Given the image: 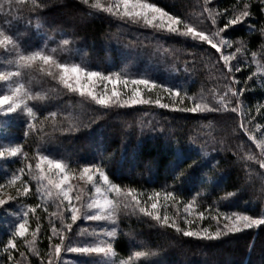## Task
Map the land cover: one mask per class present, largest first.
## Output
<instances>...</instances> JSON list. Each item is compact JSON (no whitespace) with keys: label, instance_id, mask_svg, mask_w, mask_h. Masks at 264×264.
<instances>
[{"label":"trees","instance_id":"obj_1","mask_svg":"<svg viewBox=\"0 0 264 264\" xmlns=\"http://www.w3.org/2000/svg\"><path fill=\"white\" fill-rule=\"evenodd\" d=\"M149 2L156 3L172 14H181L198 27H212L206 14L201 18L202 22H198L203 0ZM248 2L211 0L208 7L219 12L225 9L231 11L234 7L242 10V5ZM30 7L31 0H27L18 9L14 7L16 14L7 18L12 22L13 31L20 34L25 51L47 45L49 50L57 48L56 57L60 61L79 63L103 73L120 68L135 74L149 70L158 81L180 88L182 95L187 91L197 100L204 95L210 104H215L213 88L221 92L224 90L225 81L215 78L219 77L223 61L219 60V53L206 43L193 42L174 34L160 37L158 33L150 32V29L120 20L103 11L91 10L95 14H86L89 10L79 0H52L50 6L42 10V19L47 24L37 31L36 13L31 12ZM249 10L252 15L245 18L244 23L227 30L226 37L233 40V48L225 51L234 52L239 42H244L246 51L237 53V59L232 61L233 64L240 62L241 71H234L232 75L241 81L235 85L237 89H244L248 85L244 91V104L249 112L245 123L256 135L257 131H264V107H260L264 105V72L258 73L252 80H247V77L256 71V61L264 65V35L259 31L264 27V4L260 0H251ZM225 22L221 18L219 26L222 27ZM0 25L7 29L4 17H0ZM64 38L73 41L68 51L58 47ZM253 52L257 53L256 60H253ZM192 53L196 54L195 57ZM120 60L124 63L121 64ZM146 65L150 67L146 69ZM23 82L33 92L49 93L48 100L32 101L37 110V122L43 120L50 111L57 112L55 119L58 122L56 130H53L52 118L49 117L44 132H30L26 137V122L9 131L16 134V142L23 145L28 162L34 163L38 149L54 158L64 157L56 145L73 144L74 151L64 157L70 166L102 164L113 182L122 189L135 188L139 199L147 206L152 203L148 197L159 192V207L165 208L180 225L181 210L193 200L191 213L197 225L202 227L214 224L216 228L217 222L212 217L220 213L264 214V197L261 195L262 185L258 175L264 170L259 168L255 160L242 159L245 154H258L247 134L240 130L232 132L239 123L237 114L181 112L173 110L171 106L163 108L155 103L104 109L78 93L64 89L38 67L26 72ZM53 88L59 89L58 94L50 91ZM156 97L152 100L159 98ZM166 100L167 104L175 107L191 106L189 102L192 103L185 100L183 105H178L169 96ZM160 102L166 104L164 100L160 99ZM253 116L255 119L252 124H248ZM69 120L80 125L78 131L59 130L66 128ZM209 123L213 125L212 128L205 127ZM209 132L216 137L215 141L208 135ZM4 136L0 130V138ZM3 164L10 170L25 166L24 160L16 159ZM3 173H0L2 182ZM24 176L32 183L30 185L35 193V185L27 175V168ZM166 191H175L179 202L174 205L171 200L166 201L163 196ZM228 191H235L237 195L222 199ZM21 200L29 207L41 203L35 194ZM201 211L205 214L203 219L196 215ZM52 213L55 212L50 203L47 212L39 207L36 213L29 214L31 231L35 229L36 223L41 225L36 248L44 260H47L51 226L60 227L55 222L59 219ZM37 216L40 217L39 221ZM118 225L113 246L120 257L150 249L156 253L148 258L152 264H264V226L209 241L183 236L171 227H163L160 222L139 213L122 212ZM8 237L9 233L0 235V264H10L2 251L3 242ZM54 239L53 243L56 242ZM18 245L19 251L28 258V264H40L41 257L34 256L19 239ZM19 251L14 253L15 259L19 264H25ZM142 262L144 258H140L137 264Z\"/></svg>","mask_w":264,"mask_h":264},{"label":"snow or ice","instance_id":"obj_2","mask_svg":"<svg viewBox=\"0 0 264 264\" xmlns=\"http://www.w3.org/2000/svg\"><path fill=\"white\" fill-rule=\"evenodd\" d=\"M79 2L85 6L86 10H89L86 14H95L91 10L103 11L122 20H128L131 23L142 22L145 26L152 27L154 30H163L169 34L183 37L186 40L203 42L210 45L212 49H215L219 53V60L223 61V68L219 72V77L215 78H220L225 81L223 85L224 90L221 92L213 88L212 98L215 104H210L204 95H201L197 100V97L189 95L187 91L183 92L182 95L180 88L163 84L158 85L150 78L130 79L128 77H122L120 73H109L106 75L100 71L89 70L79 63L62 62L56 57L57 48H51L49 50L47 45L25 51L22 47L23 41L20 34L13 31L12 22L7 18L16 14L14 7L18 9V6L26 4L27 0H15V3L14 0H0V17L5 18V24L7 25V29L4 25H0V49L5 54H8L5 63L13 66L15 69L0 71V82H3L2 86H0V124L7 127L8 121L16 118V115L23 116L26 121L27 131L24 133L26 137L30 132L36 134L44 132L45 125L49 117H51L53 130H56L55 126L58 122L55 118L57 112L50 111L43 120L37 122V110L29 104V101H45L49 99L48 92H33L23 82V77L26 72L38 67L42 73L52 80L57 81L58 85H62L64 89L73 93H79L81 97L89 98L96 105L104 109H110L114 106L123 107L155 103L163 108L171 106L173 110L181 112L235 113L239 117V123L236 128L232 129V132L235 133L237 130L243 131L259 149L258 156L245 154L242 159L246 161L255 160L259 168L264 170V138L258 139L257 135L253 134L252 130L245 123V117L249 115V112L246 111L244 104V91L248 85H245L244 89H237L235 85H239L241 81L232 75L234 71H241L240 62L238 61L236 64H233L232 61L237 59V53L246 51L244 42L240 41L239 46L235 47L234 52L225 51L226 49L233 48V40L226 37L227 30L244 23L245 18L252 15L249 10L251 0L242 5V10L234 7L231 11L225 9L223 12L215 11L208 7L211 0H203L202 11L198 17V22H202L201 18L206 14L212 26L209 29L198 27L196 23L184 18L181 14H172L163 7L157 6L156 3L149 2V0H111L108 4L103 3L102 0H79ZM260 2L264 4V0H260ZM51 3L52 0H31L30 11L36 13L37 19L35 30L39 31L47 24V21L42 19V10L49 7ZM221 18L226 21L222 27L218 23ZM259 31L261 35H264V27H261ZM72 43V39L64 38L60 41L58 47L64 51H68ZM192 55L195 57L196 54L192 53ZM256 56L257 53L253 52V60H256ZM219 60L217 63H219ZM262 72H264V65L256 61V71L249 75L247 80H252L254 76ZM94 80L101 82L108 81L112 84L122 83L124 86H127L129 83L142 85L148 91L158 87L166 91L170 96L176 98L175 104L183 105L185 100H190L192 101V105L175 107L174 105L162 104L159 98L154 101L150 98L145 99L139 88H133L131 90L132 95L128 96L127 99L123 98L121 93L116 91L115 88L111 92H96L92 86ZM50 91L58 94L59 89L53 88ZM260 107H264V105ZM257 111H259V107ZM254 119V116L251 117L248 120V124H252ZM79 127L80 125L78 123L69 120L67 127L60 128L59 130L72 132L74 130L78 131ZM205 127L212 128L213 125L209 123ZM255 127L259 128L260 125H255ZM208 135L213 141L216 140V137L212 136L211 132ZM260 135L264 137V131ZM40 138L43 139L42 136ZM16 157H22L25 166L12 172L10 178L5 183H0V210L7 212L13 217H17L10 227L9 237L6 242H3L2 247L3 253L6 254V261L10 262V264H19L14 256V253L19 251L18 239L34 256L41 257L40 251L36 248V238L41 231V225L40 223H36L35 229L30 232L28 227L29 214L30 212L33 214L36 213L39 207H43L44 211L47 212L46 198L51 199L52 197L56 198V207L58 210L67 202L68 219H70V222H66L63 211L51 214L59 219L61 228L58 229L52 224L51 235L48 237L50 243L47 260L41 257L40 264H63L61 258L62 251L98 258L89 260L87 264H137L140 258H144L146 264H152L148 258L155 256L156 253L150 249L135 251L127 259L118 260V254L112 241L110 239H100L101 236L108 238H115L117 236L116 224L122 212L128 214H143L160 222L163 227H171L176 233L183 236L196 237L209 241L219 240L230 234L241 233L249 229H260L261 226H264V214L245 215L232 213L228 215L226 213H220L212 217L217 222L215 230H212L210 227L199 230H192L191 227L186 229L181 227L176 218L169 217L168 215L161 216L158 210L159 204L157 200L161 195L159 192L148 197V200L152 201L149 208L139 199L138 192L135 188L122 189L119 184L112 183L104 171L102 164H86L79 168V174L76 177L84 180L85 183H91L94 188V195L89 196L85 189L79 188L73 196L71 193L75 186L69 182L70 174L71 176H75L77 170L71 168L70 163L67 162V158H51L49 154H45L38 149L35 155V167H33V164L28 162V154L24 152L22 144H12L11 142L9 144L0 143V161H8ZM25 168H27V175L30 180L36 182L35 193H33L30 181L21 179L25 174ZM53 174L57 179H53ZM180 175L182 176L183 173H180ZM258 175L262 185L261 195L264 197V172L258 173ZM250 176L251 173H249ZM97 177H99V180H97ZM18 181L20 182L19 187L16 186ZM13 188L15 191L10 192L9 189ZM113 193L115 194V198H112L111 194ZM30 194L37 195L41 203L26 207L24 210L18 212L9 211L13 203H19L21 198L28 197ZM236 195L237 193L235 191H228L222 199L235 197ZM163 196L166 201L171 200L174 205L179 202L175 191H166ZM85 197H88L87 203L83 202ZM193 203L185 205L186 212L192 208ZM196 215L200 219H203L205 214L201 211L196 213ZM221 216L224 221L222 227L220 226ZM82 217L88 221L109 222L111 227L110 229H101L99 232L96 229L89 231L88 229L82 228L77 235L90 237L91 240L74 244L72 236L69 234L72 233L73 225L81 220ZM36 219L39 221L40 217L37 216ZM49 222L50 224L52 223L51 220ZM184 223L191 225L193 222L185 217ZM29 236L31 239H29ZM54 238H57L58 242L53 243ZM254 244L255 242H253ZM19 255L25 257V253L22 251H19Z\"/></svg>","mask_w":264,"mask_h":264},{"label":"rangeland","instance_id":"obj_3","mask_svg":"<svg viewBox=\"0 0 264 264\" xmlns=\"http://www.w3.org/2000/svg\"><path fill=\"white\" fill-rule=\"evenodd\" d=\"M103 3L105 4H108L111 2V0H102ZM116 17V16H115ZM118 18V17H117ZM120 19V18H118ZM122 20V19H120ZM126 22H129L128 20H124ZM131 23V22H129ZM131 24H134V25H141L143 26V28H147V29H150V32H156L159 34L160 37H165L164 34H169L167 33L166 31H163V30H154L152 27H148V26H145L142 22L141 23H131ZM158 37V36H157ZM8 58V54H5L4 51L2 49H0V71L2 70H15L13 66L11 65H7L5 63L6 59ZM106 61L108 62L107 58H106ZM121 64H123L124 62L122 60H120ZM150 66L149 65H146L145 68H149ZM89 70H93V69H89ZM96 71V70H94ZM103 73V72H102ZM109 73H120L122 77H128L130 79H136V78H150L152 80H154L158 85L159 84H163V85H166V86H170L169 84L167 83H164L163 81H158V79H156L151 72L148 71H144L142 72L141 74H135L133 73L132 71L128 70V69H123V68H120L118 70H114V71H110V72H104V74H109ZM157 76H158V73L156 72L155 73ZM16 79V78H14ZM3 82H0V86H2ZM62 86V85H61ZM93 90L96 91V92H103V91H108V92H111V90L113 88H115L116 91L120 92L122 97L127 99L128 96L132 95V89L133 88H139L140 91H141V94L142 96L145 98V99H153V97H159L161 100H164V103L167 104L168 100H166L167 96L170 97V100L173 101V103H175V100L172 98V96H170L166 91H163L162 89L160 88H156V89H153L151 91H148L144 88V86L142 85H133L131 83H129L127 86H124L122 83H117V84H112L108 81H99V80H94L93 81ZM63 87V86H62ZM6 90V89H5ZM79 94V93H78ZM156 97V98H157ZM83 98H86V97H83ZM87 100L90 101L89 98H87ZM170 101V102H171ZM29 104L30 106H33L32 105V101H29ZM190 105H192L191 102H189ZM26 122L25 121V118L23 116H20V115H16V118H13L11 120L8 121V124H7V127H5L3 124H0V130L3 132V134L5 135L3 139L0 138V143H4V144H9L10 142L12 144H16V134L14 133H10L9 131L13 130L12 128H15L16 126L22 124ZM262 131H257V137L258 139L259 138H264L262 137L260 134H261ZM11 135V136H10ZM255 145V143H254ZM74 145L71 144V145H56V148L58 151H60L64 157L66 155H69L71 154L72 151H74ZM256 147V146H255ZM257 149V154H259V149L256 147ZM51 158H54L53 156H51ZM19 160V161H23L22 157H16V158H11L9 160ZM5 161H0V173L2 174L3 172L5 173V175L2 177V181H0V183H5L7 179L10 178V175L12 172H14L15 170L19 169V168H16L14 170H10L8 169V167L5 168V164H3ZM35 160H34V163H33V167H35ZM3 164V165H1ZM3 167V168H2ZM71 168L73 169H76L77 172L75 174V176H71L70 174V183L73 184L75 187L73 189V192L71 193L73 196L76 194V191L79 189V188H83L85 189V191L89 194V196H92L94 195V188L92 187L91 183H85L84 180H80L76 177H78V174H79V168L80 167H74V166H71ZM55 171V170H54ZM3 173V174H4ZM22 180H28L24 175L22 176L21 178ZM53 179H57V177L53 174ZM97 180H99V177H97ZM109 180L112 182V183H115L113 182L110 178ZM34 182V185L36 184V182L33 180ZM32 184V183H30ZM17 187L20 186V182L18 181L17 182ZM101 186H102V182H101ZM10 192H14L15 189H9ZM112 195V198H115V194H111ZM56 198L55 197H52L51 199H47L46 198V205H47V210L49 209L50 207V203L51 205L54 207V212H58V211H63L64 212V215L66 217V222H70V219H68V216H69V212L67 210V202H65V205H63L61 207V209H57L56 207ZM84 203H87L88 202V197H85ZM75 203V201H74ZM26 207H29L27 206L25 203H23V201L20 199V202L19 203H13L12 207L9 209L10 212H18V211H21V210H24ZM150 208V206H148ZM159 212L161 214V216L163 215H168L170 217V215L167 213V211L164 209L161 208V206L159 207ZM182 212H180L179 216H181V227L183 226L184 228H189L191 227L192 230H199L201 228H205V227H210L212 230H215V227H214V224H210V225H206L204 227L202 226H198L195 219L193 218V214L191 213V209L190 211L188 210V212L185 211V207L183 208V210H181ZM3 210H0V235H2V233H9V229L13 223V221L15 219H17V217H13L11 215H9L7 212V214H3ZM233 213H241V214H245V215H249L245 212H233ZM228 215H231L232 213H227ZM187 218L188 220L192 221L193 223L191 225H188L186 223H184V218ZM55 222H57L58 225H60V227H57L58 229L61 228V224H60V221L59 220H55ZM178 222V220H177ZM223 217L221 216V223L223 224ZM200 224V222L198 223ZM29 225H30V217H29ZM28 225V227H29ZM118 221H117V224H116V227H117V233H118ZM111 227V224L109 222H105V221H88V220H85L83 219V217L81 218V220L77 221L76 224L73 225V230H72V233H70L69 235L72 236V239L74 241V244H79L85 240H91L90 237H83V236H79L77 235L80 231V229H88L89 231H91L92 229H96L97 232H99L101 229H110ZM29 231L31 232V230L29 229ZM116 238V237H115ZM115 238H108V237H103L101 236L100 239H110L112 241V243H114V240ZM29 239H31V237L29 236ZM56 242H58V239L55 238L54 239ZM67 243V241H66ZM61 258L63 260V264H87V262L89 260H94V259H98L96 257H86L84 255H81V254H77V253H68V252H63L61 253ZM128 257H120L119 255L117 256V259H127ZM22 261H24L25 264H28L29 261H28V258L27 257H23ZM22 264V263H21Z\"/></svg>","mask_w":264,"mask_h":264}]
</instances>
